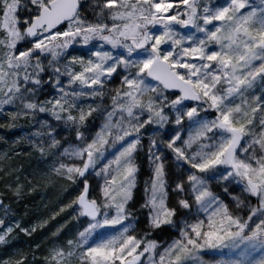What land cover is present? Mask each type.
Masks as SVG:
<instances>
[{"label": "snow or ice", "instance_id": "obj_1", "mask_svg": "<svg viewBox=\"0 0 264 264\" xmlns=\"http://www.w3.org/2000/svg\"><path fill=\"white\" fill-rule=\"evenodd\" d=\"M0 264H264V0H0Z\"/></svg>", "mask_w": 264, "mask_h": 264}, {"label": "trees", "instance_id": "obj_2", "mask_svg": "<svg viewBox=\"0 0 264 264\" xmlns=\"http://www.w3.org/2000/svg\"><path fill=\"white\" fill-rule=\"evenodd\" d=\"M39 203V201H37Z\"/></svg>", "mask_w": 264, "mask_h": 264}]
</instances>
